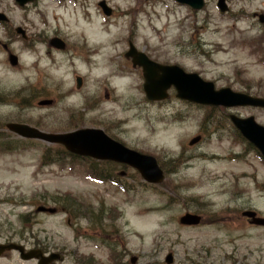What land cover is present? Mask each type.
Returning <instances> with one entry per match:
<instances>
[{"label":"rangeland","instance_id":"1","mask_svg":"<svg viewBox=\"0 0 264 264\" xmlns=\"http://www.w3.org/2000/svg\"><path fill=\"white\" fill-rule=\"evenodd\" d=\"M102 1L113 9L111 17L98 6ZM205 1L197 12L172 0H37L24 8L15 0H0V12L10 20L0 24L1 231L12 237L33 226L37 237L43 229L40 238L62 236L82 257L89 248L72 242L69 215L36 210L102 204L109 217L110 210L122 217L125 245L141 257L139 264L158 261L154 239L165 248L159 255L162 263L170 251L183 259L197 248L201 264H225L231 253L227 243L234 235L264 259L263 231L233 222L234 211L246 207L264 214V162L236 142L229 119L232 113L254 116L264 126V109L197 106L176 99L174 93L166 102L151 103L141 70L125 58L132 42L155 60L198 73L218 89L264 98V24L253 18L255 13L264 15V0H227L230 10L225 14L218 0ZM17 28L26 31L27 41L15 34ZM54 37L67 43L65 51L50 46ZM11 54L19 58L16 67L10 64ZM77 77L83 80L80 89ZM42 101L51 104L41 106ZM9 123L52 133L106 129L128 147L156 157L166 180L149 187L130 171L132 178H124L129 189L99 182L88 168L104 165L74 160L60 146L39 141L18 150L12 143L21 145L24 139L6 128ZM200 135L201 143L190 146ZM47 149L54 157L59 152L65 157L45 165ZM236 151L241 156L235 159ZM112 168L118 175L122 171ZM187 212H199L206 225L181 229L179 218ZM83 225L87 228L86 221ZM175 240L188 251L183 245H169ZM97 252L96 264H116L108 249Z\"/></svg>","mask_w":264,"mask_h":264},{"label":"water","instance_id":"2","mask_svg":"<svg viewBox=\"0 0 264 264\" xmlns=\"http://www.w3.org/2000/svg\"><path fill=\"white\" fill-rule=\"evenodd\" d=\"M34 0H16L20 6ZM181 4H187L195 10L204 7V0H176ZM107 15L111 11L105 3H101ZM222 12L227 11L225 0H219L218 4ZM0 20H5L4 15L0 14ZM264 22V18L261 17ZM19 31V30H18ZM20 32V31H19ZM51 44L63 49L64 43L59 39H54ZM127 57H132L134 66L143 68L145 84L144 91L149 101H161L168 98V90L175 87L177 97L192 103L211 106L232 107H259L264 108V99L251 97L246 94L233 92L230 88L216 90L211 82H205L197 74H187L177 66L165 67L150 61L144 54L139 53L131 45ZM11 62L17 64V58L12 56ZM81 80H79V87ZM48 102L41 103L42 105ZM236 128L242 135L257 147L264 156V127L256 123L254 117L247 119L231 117ZM8 128L19 136L25 138L40 139L49 143L64 145L72 153L89 156L100 160H113L127 164L137 169L142 177L151 183H159L163 180V174L154 158L130 150L122 144L110 139L102 130L85 129L66 134H50L41 132L22 124H8ZM199 141L194 139L191 144ZM41 210H45L40 208ZM54 212V210H49ZM199 217L186 215L181 219L184 224H197ZM258 224L264 225V219H259Z\"/></svg>","mask_w":264,"mask_h":264},{"label":"flooded vegetation","instance_id":"3","mask_svg":"<svg viewBox=\"0 0 264 264\" xmlns=\"http://www.w3.org/2000/svg\"><path fill=\"white\" fill-rule=\"evenodd\" d=\"M258 15L255 13L253 18H257ZM56 210L55 216L58 214L69 215L67 216V223L73 235L72 242L75 241L79 244L80 249H83V243L87 244L90 247L89 252L85 253L87 255L77 257L75 251L68 247L71 241L68 239L61 240L62 236H59L58 240L55 238H40V234L45 233L43 229L40 234L37 232L39 234L37 237L34 236L33 226H31L29 230L24 229L23 232L20 231L12 237L0 230V264H96L95 260L100 256L97 252L100 246H109L111 248L112 252L110 256L115 259L112 261L116 264H139L141 262V257L133 255L131 250L125 245L124 229L122 230L123 225L119 222L122 220V217L120 219L119 217H115L114 212H112L113 210H110L111 217L108 216L109 210L102 204L94 206L93 208L89 206L76 207L71 205L63 209L56 208ZM245 211H255L258 217H264L261 211L246 207L234 211V224H243L249 229L262 230L264 233V227L253 224V220L244 216ZM85 221L87 222V228H84L83 225ZM36 224V226H39L40 223ZM202 224L197 226L179 224V226L181 229L189 230L201 228L203 227ZM41 225H44V223ZM163 225L166 224L164 223ZM244 239L252 240L253 237H245ZM241 240L236 235L228 240V250L231 253H229V259L224 258L225 264H264V259L255 256V253L248 245L238 243ZM153 243H155L153 245V253L158 259L154 264H201L198 261L199 257H201L200 250L197 248L190 250L191 254L184 253L183 259H179L176 253L170 251L168 253L171 255L170 262L166 261L167 254L162 263L159 261V255L163 253L165 248L156 239H154ZM169 245L173 246V248L178 245H183L184 248L186 246V244L177 243V240L169 243ZM224 245L222 244L221 246ZM186 251L188 250L185 248ZM83 257H87V259H82ZM132 258H136L135 263H133ZM194 258L197 259L195 260ZM250 258L251 261H249Z\"/></svg>","mask_w":264,"mask_h":264},{"label":"trees","instance_id":"4","mask_svg":"<svg viewBox=\"0 0 264 264\" xmlns=\"http://www.w3.org/2000/svg\"><path fill=\"white\" fill-rule=\"evenodd\" d=\"M31 142H34V141H28V140H24L22 141L20 144L21 145H24V146H21V145H18V143L16 142H13L12 144H14L16 146V148L18 150H21V149H26V147H29L28 145L31 144ZM16 149H13V150H7V151H14ZM65 157V154L64 152H59L57 156H52L50 155V149H47L45 154L43 155L42 157V160H43V163L45 165H50V164H58L59 162H61V160ZM71 205V203H70Z\"/></svg>","mask_w":264,"mask_h":264},{"label":"bare ground","instance_id":"5","mask_svg":"<svg viewBox=\"0 0 264 264\" xmlns=\"http://www.w3.org/2000/svg\"><path fill=\"white\" fill-rule=\"evenodd\" d=\"M101 48L105 47V45H103L102 43H99V45Z\"/></svg>","mask_w":264,"mask_h":264}]
</instances>
